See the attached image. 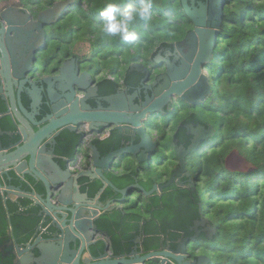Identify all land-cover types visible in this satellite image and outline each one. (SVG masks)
Here are the masks:
<instances>
[{"label": "trees", "instance_id": "trees-1", "mask_svg": "<svg viewBox=\"0 0 264 264\" xmlns=\"http://www.w3.org/2000/svg\"><path fill=\"white\" fill-rule=\"evenodd\" d=\"M56 1L37 0L38 10ZM110 2L74 0L56 23L67 17L59 28L64 45L72 44L68 47L71 52L79 53L83 43L88 45L83 57L100 76L101 94H115L119 89H127L130 94L139 88L144 75L129 73V66L152 65L158 49L183 40L191 30L190 21L177 0H152L151 16L146 21L138 20L134 26L138 41L125 44L107 37L101 16H95ZM51 30L57 29L53 25ZM49 34L52 36L50 31ZM211 63L218 67L216 75L210 69L206 74L211 86L210 103L215 107L214 121L209 122L193 110L175 121L179 112L174 101L165 113L155 115L166 116L163 125H158L156 118L147 130L156 147L151 159L139 163L123 156L105 174L119 190L139 186L142 191L131 190L122 201L112 189H104L100 204L115 201L118 207L105 212L96 222L104 237L94 246L95 255L106 246L112 256L128 255L137 238L139 250L144 253L158 252L167 246L174 250L178 240L193 235V222L201 215L215 233L212 239L200 234L190 243L187 251L191 257L202 255L212 264H264V0H228ZM191 106L194 105L188 108ZM190 124L205 129L211 126L213 135L185 156L189 176L179 178L177 184L172 183L160 194L145 196L144 192L153 185L165 183L177 165L173 138L184 149L191 144L192 136L185 128ZM61 136L55 161L64 168L62 159L74 161L83 135L64 132ZM123 140L128 139L117 132L104 138L92 137L81 154L80 168L90 165L91 145L105 156L121 148ZM137 142L135 138L134 143ZM79 182L89 198L102 187L99 180L82 178ZM28 204L29 201L20 200L10 204L7 213L0 209V232L4 233L11 222L17 238L21 230L18 224L33 221L28 209H20Z\"/></svg>", "mask_w": 264, "mask_h": 264}, {"label": "water", "instance_id": "water-1", "mask_svg": "<svg viewBox=\"0 0 264 264\" xmlns=\"http://www.w3.org/2000/svg\"><path fill=\"white\" fill-rule=\"evenodd\" d=\"M73 1L60 0L55 2L50 8L38 13L36 21L29 23L31 27L25 28L18 27L23 25L22 22L7 18L11 15L12 8H8L0 13V19L4 21L7 27L2 30L5 39L4 37L0 38V93L5 92L6 96H2L1 99L8 105L9 117L18 124V137L20 138L14 151L5 153L4 155L0 153V174L8 176L9 172H12L17 176L28 175L38 179L47 192L48 202L50 199L49 190L51 188L59 189L58 202L63 207L61 209H63L65 215L69 216V220L73 223L74 231L83 234L87 230L90 236L87 243L79 250L76 258H60L58 256L59 249H55L56 253H54L52 252L54 248H51L49 250L52 253H49L48 249L39 248L34 243L30 249L22 250V253L19 252L13 255V264H21L23 262V253L33 255L32 249L38 252L39 257L37 261L29 264H146L147 262H157V264H212L209 258L201 255L194 257L192 261L189 260L187 246L190 243H194L200 234L205 235L208 239H212L215 233L214 228L201 215L199 219L193 222L191 228L193 235L178 240L174 250L167 246L158 252L140 253L139 238L134 241L135 247L133 251L123 256H112L109 253L108 246L104 248L103 252H99L95 256L91 252V247L95 246L98 242L95 236L98 234L103 235L96 226V222L100 216L118 207L115 201L108 202L104 207L100 205L99 199L104 189L107 187L112 189L122 197V201L129 191L135 189L142 191L139 186L119 190L112 185L105 174L123 156L133 158L139 163L151 159L156 150L151 136L147 133V123L151 121V117L165 113L175 99H179L188 105H195L208 96L211 119L212 122L214 121L213 113L215 107L214 104L210 103L211 96H209L211 86L204 70L207 69L206 65L211 62L214 49L217 45V38L223 23L225 0H208V6L199 4V9L190 8L186 0H180L181 9L191 22L193 28L181 42L185 43L187 50L186 53L181 54L182 59L179 60L178 65H176L177 58L171 61L170 55L167 59H164L161 55H157L156 62L163 59V63L165 64L164 72L158 75L152 83L148 84L150 80L148 69L141 63L131 64L128 69L129 73L134 71L144 75L139 88L132 94L119 90L113 95L104 97L103 102L108 106L106 110L99 107L93 111L91 107L86 105L87 98L93 96V94L95 95L97 90L96 88H89V85L93 84L89 73L82 72L79 74V70L72 71L63 65L60 68L59 74L53 78L54 82L57 83L56 88L58 92L64 93L68 90L73 92L71 86H74L79 92H84L85 95L80 100V107L77 103L78 99L72 97L73 93L71 96L63 95L66 103L53 105L50 117L38 123L34 121V114L32 112L28 114L26 109L21 105L19 101L20 90L17 92V104L15 102V94L10 79L9 61V53L13 49L12 42L31 46L29 50L31 51V56L29 55L24 64V67L28 69L30 60H33V45L39 41L43 45L46 42L44 27L50 26L62 18L70 10ZM191 1L193 2L194 0ZM33 29L37 30L38 35H35ZM10 37L12 38V42ZM175 46H178V44ZM74 62L75 60L72 59L69 65L73 67ZM14 63L13 61L12 64L14 65ZM14 77L21 80L23 76L22 73L19 75L15 73ZM64 82L67 83L66 86L63 85ZM19 84L21 87L24 81L19 82ZM26 96L31 102L30 107L32 111L35 112L40 103L38 101L40 99L39 93L30 91L26 93ZM138 97L142 98L141 104L135 102ZM73 99L76 101L71 103ZM60 108L64 109L61 110ZM43 122H46V125L40 126ZM81 125L87 126L89 133H100L112 128L128 140L127 142L123 140L121 148L113 150L105 156H101L97 148L91 145L90 166L88 170L79 172L73 176L68 167L62 169L54 162V148L52 149L51 147H55L56 138L63 130L77 133L78 127ZM185 128L187 133L192 136L191 144L187 149H184L183 146L178 145L175 137L173 138L177 165L165 183L153 185L149 192H144L145 196L160 194L172 183L177 184L179 178L188 177L189 175L185 168V156L188 153L194 152L203 139L213 135L211 126L205 129L199 124H190L185 126ZM51 135H53L52 139L50 138ZM49 138L52 143L48 141ZM135 138L138 140L137 143H134ZM47 147H50L49 151ZM42 154L45 155L42 156ZM63 161L69 164V161ZM81 178H86L89 181H101L102 187L93 197L95 204L89 203L91 201L86 194H83L81 199L80 186L78 184V180ZM8 190L15 192L18 198L32 201L35 198L41 200L35 192L24 194L21 193L20 189L14 187H9ZM71 195H73V199ZM78 243V240L69 242L67 249H69V244L76 245Z\"/></svg>", "mask_w": 264, "mask_h": 264}, {"label": "flooded vegetation", "instance_id": "flooded-vegetation-1", "mask_svg": "<svg viewBox=\"0 0 264 264\" xmlns=\"http://www.w3.org/2000/svg\"><path fill=\"white\" fill-rule=\"evenodd\" d=\"M177 2L180 3V0H177ZM186 2L190 8H197V9H199L200 7L199 4L205 6L206 5L208 6L209 4L208 0H194L193 2L191 0H186ZM227 2L228 0H225V4L223 8V21H224V11L226 9ZM50 7H45L44 9L38 10L37 0H0V13L8 8H12L11 10L12 13L7 18L20 23L22 22L23 25L18 26L19 28L31 27L29 23H34L36 21L38 13ZM54 24L50 26H53ZM190 26L192 30L193 26L191 22H190ZM48 27L49 26H46L43 29L46 35V42L44 43V45L40 41L36 42L35 45H33V60L32 59L30 60L28 69L24 67V64L26 59L29 58V55L31 56V51H29L31 46L29 47L26 46L25 44H17L16 42H12V38L10 37V40L13 45V49L11 51L12 54L9 53L10 50L8 52L9 61H10V79L12 81L11 84L13 86V92L15 94L16 104H17L16 98H18L17 92L18 90H20L21 92L19 95V101L21 105L26 109L28 114H31V112L34 114V119H35L34 121L38 123L50 117L52 112L51 108L53 105L66 103L63 99V95L71 96V94L73 93L72 97L74 99L76 98L78 99L77 103L78 106L80 107V100L85 95V93L79 92L74 86H71L73 92H71V90H68L64 93H60L56 88L57 83L54 82L53 80V78L59 74L60 68L63 65H65L66 67L70 68L72 71H75L76 69L79 70V74L82 72H87L91 76V79L93 80V84L89 85V88H96L97 90L95 95L93 94V96H89L87 98L86 105L91 107L93 111L97 110L99 107H102L105 110L108 109L106 103L103 102V98L113 94L110 95L101 94L99 87L100 76L96 75L91 68L82 67V62L84 65L87 64L85 62V60L87 59H84L83 55H80L79 53L82 52L83 46H86L87 44L83 43L81 45L80 47L81 51L79 53L71 52L69 48L63 51L61 47L55 46L53 49V56L47 57L46 52L48 51L49 40L51 38V34H49ZM6 28L7 27L4 21L0 19L1 39L2 37H4L2 30ZM33 30L35 35H38L37 30L35 29ZM191 30H189L188 32H190ZM188 32L186 33V35L188 34ZM55 39L59 40V42H62L63 44V40H60L58 38ZM183 40L171 44V46L168 47L167 49L160 48L155 52V54L152 57V62H153L152 65H148L146 67L150 74V80L148 84L152 83L158 75H161L164 72L165 64L163 63V59L159 62H156L157 55H161L164 59H167L168 56L170 55L171 61L177 58L176 65H178L179 60L182 59L181 54L186 53L187 50V46L185 45V43H181ZM176 44H178V46H175ZM41 46L43 47L41 48ZM168 52L169 54H167ZM0 58H1V54H0ZM72 59L75 60L73 67L69 65ZM13 61L15 62L14 63L15 66L12 64ZM15 73L16 75L22 73L23 76L22 79L21 80L19 78L16 79L14 77ZM204 73L207 74V69L204 70ZM21 81H24V84H22L20 87L19 82ZM63 85L66 86L67 83L64 82ZM30 91L35 93L38 92L40 96V99L38 100L40 103L35 112L32 111L30 107L31 102L29 101V98L26 96V93H29ZM123 91L127 93V89ZM2 96H6L5 92L0 93V148H1L0 153L4 155L5 153L7 154L14 151V149L16 148V144L19 142L20 138L18 137V131H19L18 124L15 123L12 120V118L9 117L8 105L4 101H2L1 99ZM74 99L72 100L71 103L76 101ZM135 102L137 104H141L142 98L138 97ZM60 109L62 110L64 108H60ZM153 117H151V119ZM44 125H46V122L40 124V126H44ZM64 132H68V131L63 130L60 133V135L56 138L55 147L53 146L51 147L52 149L54 148L53 160L55 163H57L55 161V158L59 157L56 155L57 151L59 150V142L60 140L63 139L61 134H63ZM86 132L89 133L87 131V126L81 125L80 127H78L77 133L82 134L84 136L81 143L83 142L86 135H90L91 138L92 137L104 138L107 137L112 132H116V131H114L111 128V129H106L100 133L92 132L87 134ZM51 137H53V135H51L50 138ZM50 138L48 139V141L52 143L51 141L52 138L51 139ZM49 149L50 147H47L48 151ZM44 155L45 154H42V156ZM63 160L69 161V164L65 163ZM62 162L65 164V167L62 169L68 167L73 176L81 171L88 170L89 168V167H85V169L80 168V171L75 173L71 169L72 167L71 160L67 158H63ZM81 163L82 160L80 159V164ZM81 179L78 180V184L80 186V193H81L80 197L82 199L83 194L85 195L86 193L82 191V186L79 182ZM9 187L20 189L22 191L21 193L24 194L35 192V194H37V196H39L41 200L35 198V200L32 201L25 198H18L15 192L8 190ZM49 193H50V199H49L50 203L48 202L47 199V192L45 191L43 184L38 179L32 178L28 175L17 176L12 172H9L8 176H3L0 174V209L6 211L7 213L10 204L13 205L19 202L20 200H27L29 201V204L26 205L24 208H20V209H28L30 215L33 218V221L32 220L30 221L31 223L29 221H25L24 225H20L17 223L21 229L20 235L17 238L13 234L14 233L13 226L12 224H10L11 222L5 228L4 233L0 232V264H13V260H14L13 255L21 252L22 250L30 249V247L34 243H36V245L42 249L45 248L49 250L51 248H54V251H52L54 253H56L55 249H59L58 256H60V258H66V259H70L71 257L76 258V256H78V252L81 249V247L87 243L90 236L88 231L87 230L84 231L83 234L76 233L73 229V223L69 220V216H66L65 213L63 212V209H61L62 206L58 202V196L60 190L51 188L49 190ZM71 197L73 199V195H71ZM88 199L91 201L89 202L90 204H95L93 198L88 197ZM103 237H104L103 235L101 236L100 234H98L95 236V239L101 241L103 240ZM75 240H78L79 243L76 245L69 244V249H67V244ZM31 251L33 255L24 254V253L22 254L23 262L21 264H29L32 263L33 261L38 260L39 257L38 252L35 249H32ZM93 251H94V246L91 247V252L93 255H95ZM48 252L52 253L50 250ZM139 252L141 253L143 251L139 250ZM196 256L199 255L197 254ZM196 256L191 257L189 255V260L192 261L193 258Z\"/></svg>", "mask_w": 264, "mask_h": 264}, {"label": "clouds", "instance_id": "clouds-1", "mask_svg": "<svg viewBox=\"0 0 264 264\" xmlns=\"http://www.w3.org/2000/svg\"><path fill=\"white\" fill-rule=\"evenodd\" d=\"M152 7V0H112L100 13L104 34L125 44L137 42L134 26L151 16Z\"/></svg>", "mask_w": 264, "mask_h": 264}, {"label": "rangeland", "instance_id": "rangeland-1", "mask_svg": "<svg viewBox=\"0 0 264 264\" xmlns=\"http://www.w3.org/2000/svg\"><path fill=\"white\" fill-rule=\"evenodd\" d=\"M100 13H101L100 10H98L96 12L95 16H96L97 19H99ZM179 18H180V16H179ZM66 19H67V17H65L59 24L58 23H55L54 24V29H57L55 31L56 33L51 30L53 26L52 27L51 26L48 27L49 31L52 33V36H51V38L49 40V48H48V51L46 52V56L47 57L53 56V49H54L55 46L56 47H61V49H68V47H71L72 44H65L64 45V43L62 44V42H59V40L55 39V38H58L60 40H63L64 39V36H63V34H61L62 32H61L59 26L60 25H65ZM65 38H67V37H65ZM87 52H88V45L83 46L82 52H80L79 54L80 55H84ZM99 56H101L100 53H99ZM99 58H101V57H99ZM91 64H92L91 62H88L87 64L84 65L83 62H82V67L83 68H91L92 67ZM206 67H207V69H210L211 72L214 75H216V73L218 72L217 65H215V64H213L211 62L208 65H206ZM174 103H175V106L177 108V112H179L178 116H174V120L175 121H177L178 117H179V119H181L182 117H184L189 112V110H193V111H196L199 114H203L204 117L209 122H212L208 96L202 102H199V103H197L194 106H191L189 108H188V105L186 103H184L183 101H181V100L180 101L179 100H175ZM171 117H173V116H171ZM156 118L159 119L158 125L161 126V125H163V121L166 118V116H163V115H160L159 117L154 116L152 118V120L147 123V129H149L150 127L153 126L152 122L155 121ZM212 139L213 138H210L209 139L210 140V143L212 142ZM88 140L89 139L87 138V141ZM81 154H82V152H81ZM157 163H158V165H160V157L157 158Z\"/></svg>", "mask_w": 264, "mask_h": 264}, {"label": "bare ground", "instance_id": "bare-ground-1", "mask_svg": "<svg viewBox=\"0 0 264 264\" xmlns=\"http://www.w3.org/2000/svg\"><path fill=\"white\" fill-rule=\"evenodd\" d=\"M88 147V145H86L82 150H80V148L78 149V154L76 155L77 157H80V159H81V152H83V150L85 149V148H87ZM90 154H91V147H90V153H89V159H90ZM76 157H75V159H74V161L72 162V167H71V169L75 172V173H77V172H79V169H80V160H79V162L76 164ZM85 171V170H84ZM82 172V171H81ZM78 174V173H77ZM100 203V202H99Z\"/></svg>", "mask_w": 264, "mask_h": 264}, {"label": "built area", "instance_id": "built-area-1", "mask_svg": "<svg viewBox=\"0 0 264 264\" xmlns=\"http://www.w3.org/2000/svg\"><path fill=\"white\" fill-rule=\"evenodd\" d=\"M87 134H89V133H87ZM87 138L89 139L88 141H87ZM90 139H91L90 135H86L83 142L81 143V146L79 147L80 150H82L86 145H88V142L90 141ZM79 160H80V157H77L76 164L79 162Z\"/></svg>", "mask_w": 264, "mask_h": 264}, {"label": "crops", "instance_id": "crops-1", "mask_svg": "<svg viewBox=\"0 0 264 264\" xmlns=\"http://www.w3.org/2000/svg\"><path fill=\"white\" fill-rule=\"evenodd\" d=\"M90 166V165H89ZM82 169V168H81ZM79 171H80V169H79Z\"/></svg>", "mask_w": 264, "mask_h": 264}]
</instances>
